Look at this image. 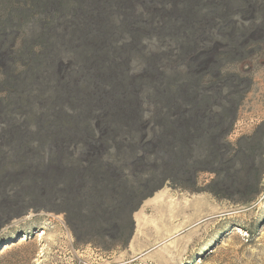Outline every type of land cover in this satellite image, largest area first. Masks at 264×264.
Segmentation results:
<instances>
[{
  "label": "rangeland",
  "instance_id": "1",
  "mask_svg": "<svg viewBox=\"0 0 264 264\" xmlns=\"http://www.w3.org/2000/svg\"><path fill=\"white\" fill-rule=\"evenodd\" d=\"M94 2L111 55L102 87L61 57L52 79L95 96L56 113L33 100L29 113L54 123L63 113L67 132L42 134L38 121L19 129L26 113L0 118V264H264V0ZM197 102L209 125L222 121L214 143L226 163L214 157L174 176L163 133L173 120L189 124ZM24 142L21 154L10 148ZM93 159L126 188L125 209L104 211L101 223L80 205V192L98 185L84 178Z\"/></svg>",
  "mask_w": 264,
  "mask_h": 264
},
{
  "label": "trees",
  "instance_id": "2",
  "mask_svg": "<svg viewBox=\"0 0 264 264\" xmlns=\"http://www.w3.org/2000/svg\"><path fill=\"white\" fill-rule=\"evenodd\" d=\"M95 1L97 4L100 2V0ZM246 1L250 0H244ZM101 2L103 7L108 6L107 0ZM244 2L241 5L233 2L232 4L234 8L240 9L242 5L244 6ZM94 3V0H13L10 5L0 8V89L6 91V96L0 100V118L10 119L13 113H26L24 118L27 119L18 124L19 129L24 130L28 123L34 124L38 121L39 131H42V134L48 130H53L57 134L67 132L66 129L69 127L64 117H60L63 113L57 115L58 120L55 123L48 118V112L31 116L29 113L33 112L31 108L33 100L36 103L47 101L52 109H56V113L57 109H61L60 107L65 104L87 103L89 98L92 100L95 96L87 94L83 88L80 89L79 94H74L72 85L67 81L58 83L57 80L52 79L53 67L61 57L69 56L73 59L74 65L79 66V72L83 77L87 76V82L84 80L86 83L93 86L96 84V88L102 87V81L97 73L99 72L101 76V72L106 68L103 64L106 60H111V55L107 54V50L101 51L103 45L99 36ZM200 7L193 8L188 13H192V16L197 15ZM209 8L213 9V13L222 12V8L215 3L210 4ZM22 64L25 65V69L18 72L17 67ZM30 89L36 91L29 93ZM45 89L48 92H44ZM53 90L55 93L52 92ZM204 103L195 104L189 124L181 126L184 119L173 120L170 122L173 124L172 128L163 133L169 136L162 140L159 151H162L161 155L168 154L167 172L174 176H181L184 172L193 170L196 165L213 160L214 157L217 159L216 163L224 165L226 163L221 161L214 143L222 121L214 119L217 123L209 125L208 118L205 120L202 115L205 110ZM94 104L93 102L92 105ZM92 109H89V112ZM184 112L182 109L180 113ZM80 129L85 130L82 126ZM10 130L11 127H8L7 132ZM119 131L122 133L120 135L129 133V129ZM252 138L250 142L258 141L256 137ZM21 144L20 147L14 144L10 148L15 149V153L21 154L26 143ZM33 151L37 158L44 157L41 147ZM206 153H210L212 157L205 155ZM244 153L248 155L247 151ZM186 158L190 160L185 163ZM238 159L241 160L240 153ZM91 163L90 167H87L90 169L89 173L84 175L85 183L95 182L93 184L97 183L99 186L94 188L90 184L84 188L80 196L83 202L86 201L80 205L81 209L84 207L82 212L87 214V217L95 218L97 215L101 223L104 211L125 209L123 193L126 188L117 187V184L110 179V173L98 164L97 159L91 160ZM77 173L71 174L76 176ZM146 178L149 179L150 176ZM113 190H116L120 196L117 198L118 201L115 200L112 204ZM142 190L141 185L135 188L136 193H141ZM99 205L104 209L100 210Z\"/></svg>",
  "mask_w": 264,
  "mask_h": 264
}]
</instances>
